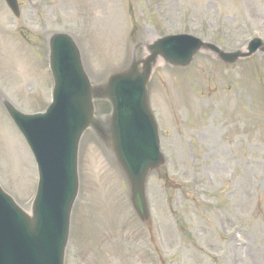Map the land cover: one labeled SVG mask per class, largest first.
<instances>
[{"label": "rangeland", "instance_id": "obj_1", "mask_svg": "<svg viewBox=\"0 0 264 264\" xmlns=\"http://www.w3.org/2000/svg\"><path fill=\"white\" fill-rule=\"evenodd\" d=\"M0 0V185L30 211L38 172L4 102L52 101L49 38L72 36L92 85L147 56L168 35L225 52L264 43V0ZM264 50V48L262 49ZM234 65L199 52L187 68L160 61L149 85L166 164L149 175L150 220L93 131L79 150L80 189L65 264H264V51ZM96 117L111 106L95 102Z\"/></svg>", "mask_w": 264, "mask_h": 264}, {"label": "water", "instance_id": "obj_2", "mask_svg": "<svg viewBox=\"0 0 264 264\" xmlns=\"http://www.w3.org/2000/svg\"><path fill=\"white\" fill-rule=\"evenodd\" d=\"M6 2L19 16L17 1ZM263 47L260 40H253L247 52L227 53L189 35L165 37L147 47L145 59H133L126 70L111 75L104 85L94 86L75 40L66 34L51 36L54 97L46 113L27 115L7 101L3 104L36 157L39 183L30 211L21 208L0 186V264H64L80 189V143L88 130L97 134L125 172L134 209L147 222V178L165 164L149 107L148 86L158 60L186 68L202 50L234 65ZM97 100L112 106L104 120L95 115Z\"/></svg>", "mask_w": 264, "mask_h": 264}]
</instances>
